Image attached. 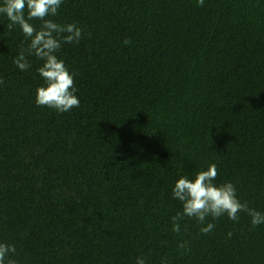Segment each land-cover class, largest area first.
<instances>
[{
    "label": "trees",
    "instance_id": "obj_1",
    "mask_svg": "<svg viewBox=\"0 0 264 264\" xmlns=\"http://www.w3.org/2000/svg\"><path fill=\"white\" fill-rule=\"evenodd\" d=\"M51 19L83 30L57 53L80 100L63 113L36 104L44 61L13 63L30 41L0 14V243L17 250L7 259L264 264V224L244 212L172 230L175 181L210 164L214 183L264 213V0H63Z\"/></svg>",
    "mask_w": 264,
    "mask_h": 264
},
{
    "label": "clouds",
    "instance_id": "obj_2",
    "mask_svg": "<svg viewBox=\"0 0 264 264\" xmlns=\"http://www.w3.org/2000/svg\"><path fill=\"white\" fill-rule=\"evenodd\" d=\"M62 3L63 0H2L0 14L7 17L10 31L19 26L25 39L30 41L27 49L22 48L13 63L20 70L27 71L32 66L29 56L34 55L44 61L37 69L45 83L36 89V104L63 113L78 107L80 100L75 94L78 89L75 86L74 73L68 70L57 53L62 44L79 43L83 30L75 23L60 24L51 19L58 14ZM197 4L202 7L204 0H197ZM34 20L41 21L38 28L31 23ZM123 43L130 46L132 41L125 39ZM3 83V79H0V84ZM217 175L216 165L210 164L206 170L196 172L194 178L182 175L175 181L172 195L181 202L182 211L172 217L174 232H180V223L185 217L194 218L204 225L208 217L217 219L227 214L230 220L238 222L241 212L251 217L253 226L264 224V213L250 208L247 202H241L232 182L214 183ZM214 228V223H207L200 231L208 234ZM231 235L229 232L228 236ZM178 247L190 251L186 241L179 243ZM16 251L14 245L0 243V264H5L9 254H15ZM7 264H16V261L7 259ZM136 264H146L145 259L138 257ZM161 264H167L166 257Z\"/></svg>",
    "mask_w": 264,
    "mask_h": 264
}]
</instances>
